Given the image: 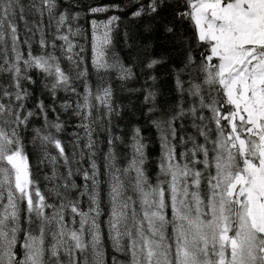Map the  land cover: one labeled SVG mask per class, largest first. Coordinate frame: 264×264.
Instances as JSON below:
<instances>
[{"label":"snow or ice","instance_id":"6c2138e0","mask_svg":"<svg viewBox=\"0 0 264 264\" xmlns=\"http://www.w3.org/2000/svg\"><path fill=\"white\" fill-rule=\"evenodd\" d=\"M0 264H264V0H0Z\"/></svg>","mask_w":264,"mask_h":264},{"label":"trees","instance_id":"16d2710c","mask_svg":"<svg viewBox=\"0 0 264 264\" xmlns=\"http://www.w3.org/2000/svg\"><path fill=\"white\" fill-rule=\"evenodd\" d=\"M149 161H150V164L152 165V164H154V161H155V157L154 156H150L149 157ZM150 171L152 170L151 169V166H150V169H149ZM47 171H49V174H50V170H47Z\"/></svg>","mask_w":264,"mask_h":264},{"label":"bare ground","instance_id":"6f19581e","mask_svg":"<svg viewBox=\"0 0 264 264\" xmlns=\"http://www.w3.org/2000/svg\"><path fill=\"white\" fill-rule=\"evenodd\" d=\"M151 165V164H150Z\"/></svg>","mask_w":264,"mask_h":264}]
</instances>
